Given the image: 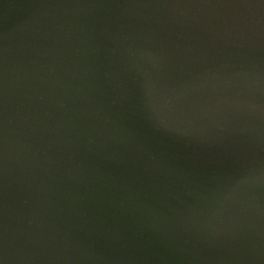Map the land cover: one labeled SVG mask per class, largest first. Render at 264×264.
Wrapping results in <instances>:
<instances>
[{"label":"water","instance_id":"obj_1","mask_svg":"<svg viewBox=\"0 0 264 264\" xmlns=\"http://www.w3.org/2000/svg\"><path fill=\"white\" fill-rule=\"evenodd\" d=\"M0 264H264V0H0Z\"/></svg>","mask_w":264,"mask_h":264}]
</instances>
